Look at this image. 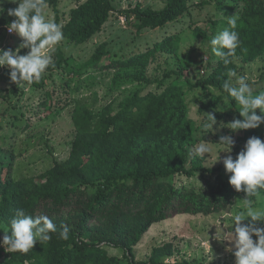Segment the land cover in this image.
Returning a JSON list of instances; mask_svg holds the SVG:
<instances>
[{"label":"rangeland","instance_id":"374dc122","mask_svg":"<svg viewBox=\"0 0 264 264\" xmlns=\"http://www.w3.org/2000/svg\"><path fill=\"white\" fill-rule=\"evenodd\" d=\"M111 2L114 9L109 19L84 42L71 40L65 32L72 9L80 2L59 0L56 6L48 5V18L62 25L64 40L51 52L55 66H50L38 82L17 85L10 80V69L0 67V172L4 177L12 174L16 179L39 178L57 161H66L75 136L73 115L78 106H86L99 116L109 105L118 111L121 101L139 91L159 89L162 92L164 85L176 84L190 95L188 113L198 124L195 136L200 139L199 143L205 140L212 147L211 157L206 154L208 158L200 157L201 161L208 169H214L177 175L176 183L199 191L207 179L218 175L229 179L230 174L223 164L228 153L221 152V159L216 162L221 146L214 143L219 142L221 135H231L236 141L231 153L235 158L244 149L246 141L253 137L252 132L264 138V124L257 129L237 132L221 127L235 119H243L239 105L232 98L224 104L227 93L222 88L208 83L192 88L187 85V79L193 82L210 79L221 61L212 53L210 40L230 27L227 17H241L245 4L238 0H189L185 12L175 19L155 28L141 29L136 11L161 9L167 0ZM16 7L18 5L9 0L0 5L3 9L0 13V48L13 52L19 48L22 38L15 33L9 34L7 25L10 22L5 21L15 19L8 15V9ZM167 38L170 40L164 43ZM152 50L144 61L130 63L129 59L135 55ZM29 51L20 49V54ZM104 51L107 55L102 63L91 65L90 61ZM110 59L123 64L104 67ZM229 71H235L237 76H247L254 94L264 90V53L252 59L236 56ZM235 79L232 77L233 82ZM258 85L260 89L256 87ZM220 97L223 98L219 102ZM208 114L214 115L217 123L207 133L203 124ZM257 114H260L259 109ZM198 144L189 147V167L196 163L194 147ZM220 166L222 168L216 170ZM245 195L244 192L236 194L229 207L221 212L176 214L153 223L141 244L134 249L136 261L151 260L154 249L159 247L164 253L157 257L159 264H235L233 244L216 239V235L217 229L219 234L223 226H232L231 214L237 210V201ZM249 222L250 218L244 223ZM0 226L8 229L7 234L11 235L12 230L6 222H0ZM224 231L228 229L224 228ZM0 233L5 232L0 230ZM109 251L120 258L119 264H129L123 248L109 247Z\"/></svg>","mask_w":264,"mask_h":264},{"label":"trees","instance_id":"16d2710c","mask_svg":"<svg viewBox=\"0 0 264 264\" xmlns=\"http://www.w3.org/2000/svg\"><path fill=\"white\" fill-rule=\"evenodd\" d=\"M75 1L80 4L72 9L65 32L71 40L84 42L100 30L114 6L111 0ZM188 1L167 0L161 9L137 10L139 28H155L175 19L185 12ZM238 1L245 6L234 29L240 37L236 56L256 58L264 53V0ZM58 2L47 0L52 6ZM153 51L135 55L130 63L144 61ZM106 55L105 51L96 55L91 65L101 64ZM114 64L123 63L110 59L103 65ZM232 66L221 60L208 81L189 78L187 85L222 88ZM163 88L139 91L121 101L118 111L109 105L99 116L78 106L68 159L57 161L39 178L16 179L0 172V222L10 226L16 210L22 208L33 217L47 215L57 228L49 241H37L27 253H10L0 246V264H119L120 258L109 247L123 248L129 264H159L156 260L164 254L163 248H155L149 261H136L134 255L153 223L176 214H211L229 207L239 193L229 179L220 175L207 179L199 191L176 183L177 175L214 169L205 167L196 155V163L188 166L189 147L200 142L195 136L198 124L188 113L190 95L176 84ZM257 225L264 227L261 222ZM64 226L69 228L67 240L59 235ZM4 235L0 233V241Z\"/></svg>","mask_w":264,"mask_h":264},{"label":"clouds","instance_id":"9594fccd","mask_svg":"<svg viewBox=\"0 0 264 264\" xmlns=\"http://www.w3.org/2000/svg\"><path fill=\"white\" fill-rule=\"evenodd\" d=\"M9 2L17 4L18 7L8 9V15L15 19L7 25V30L19 35L22 43L15 52L0 48V67L7 66L10 69V80L17 85L38 82L50 66L54 67L51 52L64 40L62 25L48 18L47 0ZM3 3L4 0H0V5ZM2 12L3 9L0 8V13ZM226 19L230 27L224 28L210 40L212 53L219 57L225 66L235 61L236 49L240 46L239 33L234 30L237 24L236 16ZM20 49L30 51L21 55ZM227 75L229 79L222 85L223 91L227 93L223 103L227 104L229 98H232L239 105L238 111L243 119H235L221 127H227L233 132L259 128L264 124V90L254 94L247 76H237L235 71H229ZM232 77H236L234 82ZM257 109L260 114H257ZM216 123L215 116L208 114L203 128L208 133V129L212 131ZM214 144L221 146L216 162L221 159V152L228 153L223 158V164L226 172L230 174V185L237 192L246 194L244 199L237 201V210L231 214L232 226L221 227L223 231L219 234L217 229L216 239L233 244L235 264H264V227H259L256 223H264V140L256 136L249 138L244 149L235 158L231 153L236 141L231 135H221L219 142ZM194 154L201 158H208L206 154H210L211 157L210 142L204 140L199 143L194 147ZM249 218L250 222L244 223ZM10 228L12 232L8 235V229L0 226V230L5 232L0 244L10 253H27L37 241H49L50 233L57 231L56 225L47 215L33 217L26 214L22 208L16 210ZM224 228L228 231L225 232ZM59 235L67 240L69 228L64 226ZM254 236L257 239L254 240Z\"/></svg>","mask_w":264,"mask_h":264},{"label":"built area","instance_id":"2783aa9c","mask_svg":"<svg viewBox=\"0 0 264 264\" xmlns=\"http://www.w3.org/2000/svg\"><path fill=\"white\" fill-rule=\"evenodd\" d=\"M9 33V32H8ZM9 34H13V33H9Z\"/></svg>","mask_w":264,"mask_h":264}]
</instances>
